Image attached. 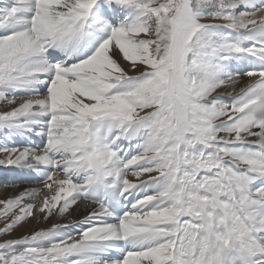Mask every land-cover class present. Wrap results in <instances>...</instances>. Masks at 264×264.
<instances>
[{
    "label": "snow or ice",
    "instance_id": "snow-or-ice-1",
    "mask_svg": "<svg viewBox=\"0 0 264 264\" xmlns=\"http://www.w3.org/2000/svg\"><path fill=\"white\" fill-rule=\"evenodd\" d=\"M5 105L43 146L0 167L43 187L0 201V237L98 207L0 264H264V0H0Z\"/></svg>",
    "mask_w": 264,
    "mask_h": 264
},
{
    "label": "bare ground",
    "instance_id": "bare-ground-1",
    "mask_svg": "<svg viewBox=\"0 0 264 264\" xmlns=\"http://www.w3.org/2000/svg\"><path fill=\"white\" fill-rule=\"evenodd\" d=\"M5 2H7V0H5ZM257 2H259V0H257ZM245 78L243 79V81L245 80ZM239 79H240V77H239ZM239 91H240V89L237 90V92H239ZM5 110H9V106L6 105L5 106ZM38 140L40 141V146L42 148L43 141L41 140V138L36 137L35 135L28 134V135H26L24 137H16V136L10 137V136H8V134L6 132L0 131V148L7 146V147H17V148H19L21 150L23 148H25V147H31V148L35 149L38 146ZM0 158H3L2 155H0ZM0 170H1L0 175H2L6 179H9L10 177H14V181H18L19 180L22 183L29 181V179H32V180H35V181H37V180L42 181L41 177H39L35 173L30 172L27 169L21 170V169H17V168L0 167ZM42 187H43V183L42 182H38L35 187H31L29 189H39V188H42ZM29 189L25 188L23 191L29 190ZM4 191H6V190H4ZM20 192H21V189H16V191L14 193L19 194ZM16 194L11 195V198H14V197L18 196ZM4 198H5V196L2 197L0 195V200L3 201ZM93 208H94L93 204L81 200L79 202L78 207H76L73 211H71V213L69 215H67L66 217H59V216H57L54 213L49 218V220H44L43 219V214H41L40 218L38 220H32L34 222V224H35L34 230L35 231L42 230V229H44V226L46 224L50 223V222H53V224L54 223H65L66 224V223L71 222V223L74 224L77 221L82 220L83 218H85L87 216V214ZM53 224H52V226H53Z\"/></svg>",
    "mask_w": 264,
    "mask_h": 264
},
{
    "label": "rangeland",
    "instance_id": "rangeland-1",
    "mask_svg": "<svg viewBox=\"0 0 264 264\" xmlns=\"http://www.w3.org/2000/svg\"><path fill=\"white\" fill-rule=\"evenodd\" d=\"M245 77H243V76H240V82H242L243 81V79H244ZM232 90L233 89H225V90H223L222 92H220L219 93V95H221L224 99H225V101H227L228 100V92H232ZM6 106V105H5ZM5 106L4 107H0V112H4V111H7V110H5ZM19 181V180H18ZM29 181H31L32 183H28ZM29 181H27V182H24V183H27V185H24V184H22V183H13V185H6V184H0V195L3 197V196H5V198H4V200L3 201H5V200H7V199H9V198H11V195H13V194H16V193H14L15 191H16V189H21V192L19 193V194H16V195H20L22 192H24L23 190L26 188V189H29V188H31V187H35L36 185H37V183L38 182H42V181H40V180H37V181H35V180H32V179H29ZM34 183H35V185H34ZM23 188V189H22ZM4 190H6V191H4ZM4 191V192H3ZM0 201H2V200H0ZM49 220V219H48ZM45 224V223H44ZM50 224V225H49ZM52 224H53V222H50V223H48V224H46L45 226H44V229H42V230H39V231H45V230H47V229H49L50 227H52ZM0 227H3V224L2 223H0ZM34 227H35V224H34V222L31 220V221H29V222H27L24 226H22V227H18L12 234H11V236H9V237H0V242H2L3 240H5V239H16V238H21L22 236H24V235H28V234H30L31 232H34L35 230H34ZM14 235V236H13Z\"/></svg>",
    "mask_w": 264,
    "mask_h": 264
}]
</instances>
